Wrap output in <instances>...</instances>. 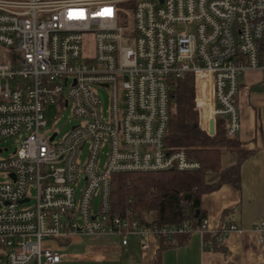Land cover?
Listing matches in <instances>:
<instances>
[{
	"label": "built area",
	"instance_id": "built-area-1",
	"mask_svg": "<svg viewBox=\"0 0 264 264\" xmlns=\"http://www.w3.org/2000/svg\"><path fill=\"white\" fill-rule=\"evenodd\" d=\"M245 71H260L264 84V0H0V143L18 142L0 157V264L58 263L47 243L79 233L125 245L130 234L174 242L190 232L188 222L145 227L129 210L113 211L112 175L198 169L164 145L177 81L192 76L209 137L218 118L234 137ZM48 105L69 108L78 123L58 137ZM206 225L196 231L208 233ZM253 230L263 245L264 222ZM232 231L242 229L211 233L222 241Z\"/></svg>",
	"mask_w": 264,
	"mask_h": 264
},
{
	"label": "crops",
	"instance_id": "crops-1",
	"mask_svg": "<svg viewBox=\"0 0 264 264\" xmlns=\"http://www.w3.org/2000/svg\"><path fill=\"white\" fill-rule=\"evenodd\" d=\"M236 102L240 114L237 134L241 148L255 149L241 165L240 188L224 184L201 196L200 206L207 221L206 231L215 232L233 223L241 233L230 232L220 241L228 250V259L220 250L203 244L202 234L193 231L186 240L161 250L159 264H264V244L253 230L264 222V84L260 71H247L239 78ZM236 152L221 153L222 168L236 162ZM209 180H215L214 175ZM224 211H227L226 215ZM224 214V215H223ZM158 238L130 234L121 244L116 235L75 234L65 242H48L61 260L54 264H155ZM179 235L174 242L182 241ZM147 243V249L141 245Z\"/></svg>",
	"mask_w": 264,
	"mask_h": 264
},
{
	"label": "trees",
	"instance_id": "trees-1",
	"mask_svg": "<svg viewBox=\"0 0 264 264\" xmlns=\"http://www.w3.org/2000/svg\"><path fill=\"white\" fill-rule=\"evenodd\" d=\"M128 16L129 13H125V17ZM209 116L210 107L204 105L201 112L203 126H206ZM164 145L169 151H186L191 159L199 161V168L115 173L112 175L110 192L112 210L118 213L129 210L130 218L145 227L160 228L189 223L191 231L179 234L184 238L182 241L170 242L158 237L155 264H159L161 250L184 242L189 233L200 227L205 219L200 206L203 194L215 191L224 184L240 188L241 165L256 151L241 148L237 135L228 136L222 118L216 121L213 137H209L199 127L198 112L194 109V81L191 75L177 81L173 101L169 104V123ZM226 150L236 152V162L222 168L221 153ZM210 175H214L215 180H209ZM185 205L190 211L189 216L185 212ZM226 213L224 211L225 215ZM202 240L212 249L220 250L228 259L227 247L216 240L215 233H204Z\"/></svg>",
	"mask_w": 264,
	"mask_h": 264
},
{
	"label": "rangeland",
	"instance_id": "rangeland-1",
	"mask_svg": "<svg viewBox=\"0 0 264 264\" xmlns=\"http://www.w3.org/2000/svg\"><path fill=\"white\" fill-rule=\"evenodd\" d=\"M247 72V71H245ZM244 72V73H245ZM243 75V74H242ZM104 96V100L100 105L101 111L106 113L109 109V95L105 88H100ZM45 119L47 121V127L51 128L54 131L58 132V137H62L73 125L78 123V120L73 117L70 113L69 108L58 109L55 105H48L45 110ZM18 142H15L12 138L2 141L0 143V148H8L7 151H4L0 154V157H9L14 149L17 147ZM86 153V149L84 150L82 157ZM104 156L101 157V162L103 163ZM98 205V197L94 199V209L97 210Z\"/></svg>",
	"mask_w": 264,
	"mask_h": 264
},
{
	"label": "water",
	"instance_id": "water-1",
	"mask_svg": "<svg viewBox=\"0 0 264 264\" xmlns=\"http://www.w3.org/2000/svg\"><path fill=\"white\" fill-rule=\"evenodd\" d=\"M213 131H214V121H213V119H211V120H209V132L213 133ZM51 139H52V137H51ZM184 207H185L186 214L189 216L190 211H189L188 207L186 205Z\"/></svg>",
	"mask_w": 264,
	"mask_h": 264
}]
</instances>
